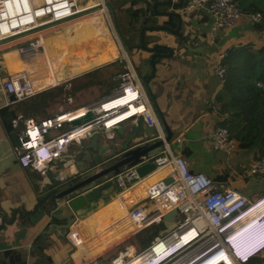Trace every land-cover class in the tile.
I'll return each instance as SVG.
<instances>
[{
    "label": "crops",
    "instance_id": "obj_1",
    "mask_svg": "<svg viewBox=\"0 0 264 264\" xmlns=\"http://www.w3.org/2000/svg\"><path fill=\"white\" fill-rule=\"evenodd\" d=\"M81 1L78 3L79 7L85 3H92L90 7L93 8L97 4L104 3V0H99V3H95L96 0H86L83 3ZM148 1L151 2L153 7V3L159 0ZM238 2L244 11L260 10L264 15V0H238ZM164 9H167V7L163 4H158L156 7L157 12ZM153 14L147 15L145 19L147 22L144 25L154 26L166 22L171 26L172 21L175 20L176 22V18L159 15L154 11ZM183 18H185L187 25L192 28L189 30L190 34H194L193 38L189 37L187 40L190 47L185 48L181 45L179 50H174L171 57L162 58L157 63L156 76L150 82L172 131L171 141L175 143L172 149H176L175 152L180 153L185 158L192 171L205 172L221 188L231 187L249 199L258 198L264 194V174L250 175L247 173L251 161L257 157L255 149L248 150V148H244L249 151L248 153H251L246 165L239 169L232 168L230 166L231 158L233 156L240 158L241 151L228 154L223 150L213 149L208 134L216 126L215 121L217 119L215 110L210 109V100L215 98L222 85V78L216 76L212 70L215 56L220 52H226L231 46L247 43L248 41H251L256 47L263 45L264 28L257 30L255 24L247 16H243L236 25L221 29L214 41L209 42L210 16L206 4L192 6L190 9L185 10ZM141 19V16H139L136 20ZM127 21L123 22L125 26H127ZM262 23H264V19ZM135 37H139L140 40V34L137 36L130 34L129 36V38ZM144 39L148 42V46L159 43L175 47L178 41L176 36L166 30L149 28L145 29ZM158 51L166 52L163 49H158ZM125 53L126 65H123V69L130 64L137 70V66L139 67L142 63L141 57L144 55L141 53L140 48L127 49ZM39 55L45 57L42 51H37L29 60ZM15 58H18V61ZM116 60L114 58L113 61L116 62ZM11 61L15 62L16 67H19L24 66L27 60L16 57L12 53ZM0 65L5 74L12 73L7 64L2 63ZM50 70L52 76L56 75L53 68L50 67ZM136 72L139 76L140 72L138 70ZM115 73L117 72H114L113 79ZM95 76L96 74L92 75V77ZM61 82L64 102L71 103L73 101V89H77L78 93L80 91V96L87 89L84 85L72 89L69 79L61 80ZM66 93L71 95L72 101L65 100ZM108 94L110 93H96V97L91 100L88 99V101L98 100ZM89 95L92 94L89 93ZM148 100L151 104L149 98ZM15 102L17 101L7 102L6 96L0 90V218L3 217L7 220L0 225V250L4 253L5 259L9 261L8 264H81L85 261H89V264H109L110 258L124 250H128L129 254H132L143 248L140 243L137 244L134 238L135 234L141 229L136 231L133 229L136 228L139 222V217L130 212L133 199L128 197L124 200L122 197L123 194L127 195L128 191L119 190L118 193H115L114 184L103 188L102 192L105 200L100 197V200H97V206L75 218L74 221L77 222L84 238L82 245L75 246L68 239L67 230L69 227L62 231H55L54 229L50 231V228H55L54 224L61 223V221L50 213L48 202H44L39 209H35L33 213L31 212L39 197V187L43 181L47 180V177L46 174H42V170L36 172L22 166L15 156L13 147L17 141V131L12 126L11 120L9 122L5 116V109ZM153 113L164 132L154 109ZM134 119H124L119 127L122 126V128L128 130ZM148 125L145 121L143 127L147 128ZM21 126L22 124L19 123L17 127ZM117 128L118 125L115 126V129H112L114 131L112 137L106 135L105 130L97 131L94 147L87 150L90 158H94L100 151L102 154H108L109 151L104 147L107 144L120 142V136L116 133ZM62 129H52L47 135L58 133ZM154 133H156V130L153 131L152 135ZM90 135L70 142L63 155L59 159L48 163L43 170L49 171L55 177L69 175L74 172L73 160L83 145L89 142ZM177 137H180L181 141L177 142ZM238 148L241 147L238 146ZM142 205L147 208L154 206L148 200H145ZM131 229H133L132 232H130ZM44 231H50L48 233L50 236L48 244H44L41 240V233ZM263 251L264 249L261 252ZM260 257H264V255H260ZM229 260L231 261V259ZM254 263L264 264V260L254 261Z\"/></svg>",
    "mask_w": 264,
    "mask_h": 264
},
{
    "label": "built area",
    "instance_id": "obj_2",
    "mask_svg": "<svg viewBox=\"0 0 264 264\" xmlns=\"http://www.w3.org/2000/svg\"><path fill=\"white\" fill-rule=\"evenodd\" d=\"M95 3H99V0ZM91 4L85 3L79 7L76 0H0V40L7 39L0 43V49L18 44L16 51L19 55L24 59L30 58L35 52L43 50L41 42L43 31L50 24L69 19L77 11L88 8ZM203 4H206L210 16L209 42L214 41L221 29L236 25L243 16H247L254 24H260L264 19L260 10L244 11L238 0H191L182 10ZM224 54L225 52H220L214 58L212 70L219 78H223L225 73L221 63ZM114 79H118V83L110 94L67 113L60 111L40 120L21 114L14 116L11 124L17 131V141L13 147L15 156L22 166L34 171L39 162L35 150L42 155L46 148L49 153H52L53 149V153L58 152L59 159L70 142L95 131L105 130V134L112 137L114 135L112 129H115L119 118L107 120L117 111L110 110L113 104L109 103L119 97L124 98L116 102L117 107L124 105L126 108L133 104L135 106L133 115H143L149 125L155 126L157 136L163 139L161 148L151 156L155 162L154 169L140 176L135 166H129L112 177L119 190L128 191L127 195H122L124 200L128 197L133 199L130 212L139 217L134 231L162 222V216L172 209H176L177 212L175 226L171 230L154 235L149 244L135 253L129 254L128 250L118 253L110 258L109 264H130L134 261L135 264H191L196 257H190L196 252L188 254L189 252L185 251L188 246L193 245L196 239H202L199 243L201 247L195 251L204 246L205 249L197 257L211 247H222L225 238L224 228L227 225L233 220L264 211V194L249 199L231 187L221 188L203 171H192L185 158L172 149L170 141L164 140L165 134L155 118L136 70L128 64L125 69L116 73ZM59 84H62L61 80L52 79L48 63L32 71L21 69L8 74L3 72L0 65V90L4 95L6 91L12 92L14 101L26 99ZM257 85L261 86V83L257 82ZM6 100L9 102L7 97ZM65 100L72 101L69 93L65 94ZM124 100H127L125 104L122 103ZM80 108H83V115L92 112L93 116L79 124L71 125L69 121L74 119L76 114L68 113ZM19 123L22 124L21 127H17ZM60 128H63L60 132L47 135L50 130ZM37 137L40 138L41 146L30 147L37 143ZM208 138L213 149L223 150L228 154L238 147L237 140L230 136L224 126H214ZM176 141H181V138L177 137ZM247 173L264 174V156L255 157ZM145 200L151 201L154 206L147 208L142 205ZM191 228L195 230L196 235L190 241L192 243L188 242L185 245L180 243L177 240L179 234ZM67 237L75 246L83 244L84 238L76 221L69 225ZM182 245L183 247L177 251H172L175 246ZM81 264H89V261ZM235 264L248 263L235 261Z\"/></svg>",
    "mask_w": 264,
    "mask_h": 264
},
{
    "label": "water",
    "instance_id": "obj_3",
    "mask_svg": "<svg viewBox=\"0 0 264 264\" xmlns=\"http://www.w3.org/2000/svg\"><path fill=\"white\" fill-rule=\"evenodd\" d=\"M106 4L111 7L110 2H106ZM158 4L165 5L167 9L157 12L156 7ZM184 7V0L155 1L153 3V11L159 15L176 18V26H170L166 22L154 26L143 25L139 30V43L126 45L127 49L140 48L141 53L144 54L141 57L142 63L139 67L137 66L140 71L143 70V72L139 74V79L162 125L165 134L164 140L166 142L171 140L172 131L160 108L157 95L151 88L150 82L156 76L157 63L162 58L171 57L174 50H179V47H176L178 41L175 47L159 43L148 46L144 42V35L146 28L166 30L176 36L177 40H180L185 48L190 47L187 44V33L182 29L184 21L183 13L185 11L182 9ZM88 9L92 8H84L77 11V13H81ZM190 29H192L191 26H189V30ZM190 37L193 38L194 34H190ZM6 40L7 39L0 40V43ZM16 48L17 45H11L0 49V64L3 62V53ZM158 49H163L166 52H159ZM5 96L9 102H14L15 98L12 92L6 91ZM92 116L93 113L88 112L83 116L72 119L69 123L71 125H76ZM133 118H135L133 120L134 122H131L128 130H125L122 126L119 127L121 121L117 123L118 128L116 129V133L120 136V142L107 144L104 149L109 151L108 154H102L100 151L94 158L88 156L87 150H89L90 147H94L96 142L95 137L97 131H95L90 135L89 142L83 145L80 151H78V155H76V158L73 160L75 165L74 172L69 175H59V177H55L52 176L49 171L43 170L42 174H46L47 180L41 183L38 190L39 197L31 212L33 213L35 209H39L44 202H48L50 213L61 221V223L54 224L55 228H50V231L53 229L55 231H62L68 228L76 217L83 215L87 210L97 206L98 198L101 197L105 200L102 192L103 188L114 184L115 193H118L119 188L112 177L121 169L135 166L140 176L154 169L155 162L151 159V156L161 148L163 139L158 137L156 133L152 135L153 131L156 130L154 125H148L147 128L143 127L145 123L143 115H131L128 119L132 120ZM136 137L138 138L136 139ZM176 212V209H172L162 216L164 227L159 233L169 231L175 226ZM5 221L7 220L1 217L0 225ZM49 232L44 231L41 233V240L44 244L50 242L48 239L50 238L48 235ZM8 262L9 261L5 259L4 253L0 250V264H8Z\"/></svg>",
    "mask_w": 264,
    "mask_h": 264
},
{
    "label": "rangeland",
    "instance_id": "obj_4",
    "mask_svg": "<svg viewBox=\"0 0 264 264\" xmlns=\"http://www.w3.org/2000/svg\"><path fill=\"white\" fill-rule=\"evenodd\" d=\"M76 1L78 4L81 0ZM85 1L86 0H82L81 2L83 3ZM105 2H110L111 7L105 4ZM104 4L105 9H103L102 6L97 5L92 9L78 13L67 22L56 24L52 26V28L50 27L51 29L48 27L49 30L45 33L47 36L46 38L48 39L46 42V44H48L47 53L45 54L44 51L41 50L45 57L43 55H39L35 58L32 57L34 58L32 60H29L30 58H28L26 59L27 61L24 66L22 65L19 67L15 66V62L7 64L13 72L21 68L32 71L42 67L45 63H48V65L53 68L58 80L69 79L71 81L72 89L73 87H80V85H84V87L87 88L85 93L81 96L79 95L80 91L78 93L77 89H73V101L71 103L64 102L62 96L60 102L55 104L54 109L50 111L51 115L60 111H70L76 109L77 107L84 106L90 102L88 99L91 100L96 97V93H111L113 87H115L118 83V79H113L112 76L114 72L121 71L123 69V65H126L125 52L127 51L126 44L130 39V31L123 22L129 19V17L126 13L123 1L104 0ZM131 19H135V17ZM187 26L188 25L184 18L182 29L187 33L188 40L190 32ZM102 36L106 39V43L103 46L99 45L97 42L98 37ZM135 39L137 40V37H135ZM247 43L252 42L248 41ZM181 45L182 42L178 40L176 47H180ZM18 46L19 45H17V47ZM254 47L256 46L254 45ZM114 58L118 61H113ZM15 60L18 61V58H15ZM93 74H96V76L92 77ZM59 86H62V84L44 91L54 90ZM220 89L217 92L218 94L222 91ZM89 93L92 95L90 96ZM210 102L218 103V98L211 99ZM170 144L172 148L175 145L172 141ZM239 150L241 151V157L239 158L238 156H233L230 160V166L232 168L239 169L246 165V161L251 155V153H248V150H253V148L249 147L247 150L236 147L233 152L229 154H233ZM197 240L198 239L195 240L193 245L188 246L185 250L189 252L188 254L197 252L195 250L201 247L199 243L202 239L200 238V240ZM204 249L205 246L199 250ZM260 255H264V251L258 256ZM225 258L226 259H222L218 263L221 261H224L225 264L231 263L229 260L230 258L227 255Z\"/></svg>",
    "mask_w": 264,
    "mask_h": 264
},
{
    "label": "trees",
    "instance_id": "obj_5",
    "mask_svg": "<svg viewBox=\"0 0 264 264\" xmlns=\"http://www.w3.org/2000/svg\"><path fill=\"white\" fill-rule=\"evenodd\" d=\"M125 5L127 28L130 34L137 36L140 28L147 22L148 14H153V7L148 0H122ZM191 0H184L188 5ZM141 16V20L136 19ZM144 16V17H143ZM135 19H131L134 18ZM175 20L171 26H175ZM257 30L264 28V23L255 24ZM145 44L148 42L144 39ZM139 37L130 38L126 45L138 44ZM225 68L222 78L221 93H216L218 103H211L217 119L216 125L227 128L230 136L237 140L241 148L252 147L256 156H264V44L254 47L252 43L231 46L221 59ZM139 72L140 69L137 68ZM261 83V86L257 85ZM227 95V98H226ZM63 96V87L43 91L31 97L11 104L5 109L9 122L12 117L21 114L35 120L50 116V110L59 103ZM163 223L149 225L138 231L134 238L143 248L163 228ZM264 257L255 256L248 264L262 261Z\"/></svg>",
    "mask_w": 264,
    "mask_h": 264
},
{
    "label": "clouds",
    "instance_id": "obj_6",
    "mask_svg": "<svg viewBox=\"0 0 264 264\" xmlns=\"http://www.w3.org/2000/svg\"><path fill=\"white\" fill-rule=\"evenodd\" d=\"M33 146H36V148L41 146L39 137H37V143L30 147ZM51 152L52 153H49L47 148L42 155L38 153V150L34 151L35 156L39 158L38 167H36L34 171L37 172L42 170L43 172V168L45 169L48 163L59 157L58 152L53 153V149ZM224 230L225 238L223 239V246L211 247L208 251L212 249H215L216 251L201 263L207 261L210 257L223 250L231 259V263L229 264H235V261L248 263L251 258L258 256V254L264 249V211L233 220L226 228H224ZM180 247L181 246H178L174 251L180 249ZM221 262L225 264L224 261Z\"/></svg>",
    "mask_w": 264,
    "mask_h": 264
},
{
    "label": "bare ground",
    "instance_id": "obj_7",
    "mask_svg": "<svg viewBox=\"0 0 264 264\" xmlns=\"http://www.w3.org/2000/svg\"><path fill=\"white\" fill-rule=\"evenodd\" d=\"M101 1H103V0H101ZM100 6H102L103 7V9H105L104 7H105V4L104 3H101L100 4ZM92 8V7H91ZM82 10V9H81ZM80 11V10H79ZM78 13H76L75 15H77ZM75 15H73V16H75ZM73 16L71 17V18H73ZM70 19V18H69ZM67 20V19H66ZM60 22V21H59ZM56 23H58V22H55V23H52V24H50L48 27H49V29H51L52 28V26L53 25H55ZM81 24V23H80ZM83 26V25H82ZM51 27V28H50ZM59 27V26H58ZM48 28H46L44 31H43V34L44 35H42V39H41V42H42V46H43V51H44V53L46 54L47 53V45L48 44H46V42H47V36L45 35V33H46V31H48L49 30ZM54 32V31H53ZM57 34V33H56ZM86 35V34H85ZM61 36V35H60ZM75 36V35H74ZM55 38V37H54ZM53 38V39H54ZM97 38V37H96ZM97 41H98V44L99 45H101L102 43H104L105 42V38H103V37H98V39H97ZM50 42H52V41H50ZM70 42V41H69ZM12 45H18V44H12ZM11 46V45H10ZM72 46V45H71ZM6 47H8V46H6ZM4 48V47H3ZM2 49V48H1ZM17 49V48H16ZM16 49H12V50H9V51H7V52H5V53H3V64H10L12 61H11V54L12 53H14V55L16 56V57H20V55H19V53L16 51ZM100 51V50H99ZM98 52V51H97ZM43 53V52H42ZM43 53V54H44ZM52 79L54 80V81H60V80H58L57 79V77H56V75H54V76H52ZM111 98H114V97H111ZM111 98H109V99H111ZM124 98H121V97H119V98H117V99H115L114 101H112L111 103H109V104H113V105H111V107H112V109H110V110H114V111H116V113L115 114H113L112 116H110L109 118H107V120H113V119H117V118H119V119H117V120H119V121H123L126 117H130L131 115H133L134 113H132V112H134V109H135V106L133 105V104H130V105H128V107H126V108H124L123 106L124 105H121V106H118L117 107V103L116 102H120V101H122ZM108 100V99H107ZM127 100H124L122 103L123 104H125L124 102H126ZM114 106H116V107H114ZM110 108V107H109ZM63 113H67V111L66 112H63ZM63 113H60V114H63ZM68 114H70V115H73V114H76L75 115V117L74 118H78V117H80V116H83V108H80V109H77V110H75V111H72V112H70V113H68ZM65 116H67L66 114H65ZM118 121V122H119ZM107 209V208H106ZM87 229V228H86ZM134 229V228H133ZM133 229H131L130 230V232H132V230ZM194 232H195V230L193 229V228H191L190 230H188V231H184V232H182V233H180V234H182V236H180V234H179V236H178V238H177V240H179V242L180 243H184V245L186 244V243H188V242H190V241H192L193 240V238H195L196 237V235H194ZM127 234V233H126ZM116 237V236H115ZM115 240V239H114ZM181 247H183V245L181 246ZM217 247V246H216ZM177 247L175 246L173 249H172V251L173 250H175ZM101 249H104V248H101ZM178 250V249H177ZM176 250V251H177ZM94 251V250H93ZM171 251V252H172ZM201 251H203V250H199V251H197L194 255H192L190 258H193V257H196V260H194L191 264H200L202 261H204L206 258H208L213 252H215L216 250L215 249H212V250H210V251H205V252H203V254L200 256V257H197L199 254H200V252ZM226 252L223 250V251H221V252H218L216 255H214V256H212V257H210L207 261H205V262H203V263H201V264H214L216 261H218V260H222V259H226L225 257H226ZM135 262L136 261H134V262H132V263H130V264H135Z\"/></svg>",
    "mask_w": 264,
    "mask_h": 264
},
{
    "label": "flooded vegetation",
    "instance_id": "obj_8",
    "mask_svg": "<svg viewBox=\"0 0 264 264\" xmlns=\"http://www.w3.org/2000/svg\"><path fill=\"white\" fill-rule=\"evenodd\" d=\"M103 37V36H102ZM104 38V37H103ZM98 42V41H97ZM105 43H106V39H105V42L104 43H102L101 45L103 46V45H105ZM48 46V45H47Z\"/></svg>",
    "mask_w": 264,
    "mask_h": 264
}]
</instances>
